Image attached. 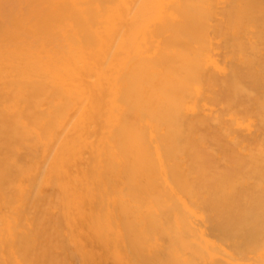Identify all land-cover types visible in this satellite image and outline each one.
<instances>
[{
  "label": "bare ground",
  "instance_id": "1",
  "mask_svg": "<svg viewBox=\"0 0 264 264\" xmlns=\"http://www.w3.org/2000/svg\"><path fill=\"white\" fill-rule=\"evenodd\" d=\"M0 264H264V0H0Z\"/></svg>",
  "mask_w": 264,
  "mask_h": 264
}]
</instances>
